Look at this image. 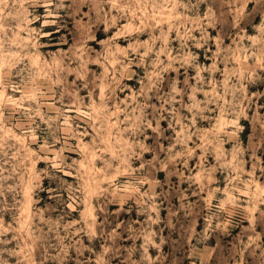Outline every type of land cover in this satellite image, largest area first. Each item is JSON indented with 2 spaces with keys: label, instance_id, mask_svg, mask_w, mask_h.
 <instances>
[{
  "label": "rangeland",
  "instance_id": "374dc122",
  "mask_svg": "<svg viewBox=\"0 0 264 264\" xmlns=\"http://www.w3.org/2000/svg\"><path fill=\"white\" fill-rule=\"evenodd\" d=\"M0 264H264V0H0Z\"/></svg>",
  "mask_w": 264,
  "mask_h": 264
},
{
  "label": "bare ground",
  "instance_id": "6f19581e",
  "mask_svg": "<svg viewBox=\"0 0 264 264\" xmlns=\"http://www.w3.org/2000/svg\"><path fill=\"white\" fill-rule=\"evenodd\" d=\"M1 96V95H0Z\"/></svg>",
  "mask_w": 264,
  "mask_h": 264
}]
</instances>
